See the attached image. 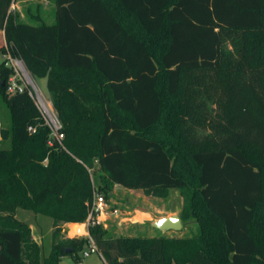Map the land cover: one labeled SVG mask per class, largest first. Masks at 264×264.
<instances>
[{
	"label": "trees",
	"instance_id": "16d2710c",
	"mask_svg": "<svg viewBox=\"0 0 264 264\" xmlns=\"http://www.w3.org/2000/svg\"><path fill=\"white\" fill-rule=\"evenodd\" d=\"M11 2L0 0V57L46 78L63 138L27 90L4 93L13 71L0 60V264L80 261L87 239L61 240L62 224L84 222L93 190L107 200L113 185L178 190L197 232L90 225L101 264H264V0H54L51 25L18 21ZM17 209L52 219L46 256Z\"/></svg>",
	"mask_w": 264,
	"mask_h": 264
},
{
	"label": "rangeland",
	"instance_id": "374dc122",
	"mask_svg": "<svg viewBox=\"0 0 264 264\" xmlns=\"http://www.w3.org/2000/svg\"><path fill=\"white\" fill-rule=\"evenodd\" d=\"M47 3H51L52 0H45V4H41L38 0H21L18 3V7L13 10V13L18 20V16L22 13L23 15L28 16L30 23H40L38 17L43 13L45 15V21L49 24L51 10ZM47 6V7H46ZM54 6V5H53ZM46 7V8H43ZM37 17V18H36ZM54 17V14H53ZM3 43V38L0 34V44ZM8 59V55H2L0 60ZM26 70V68H25ZM28 76L30 74L26 70ZM31 83L28 82L26 77L24 81L34 93V86L37 88L38 94L46 100L50 105L53 112L58 118L56 110L52 106L51 97L49 92L46 89V79L32 77ZM6 95L7 92H4ZM33 100V98H32ZM34 102V100H33ZM35 103V102H34ZM36 105V104H35ZM44 119V118H43ZM59 119V118H58ZM45 121V120H44ZM11 115L9 108L4 100L3 92L0 91V149H6L10 146L11 143ZM51 135V133H50ZM96 176V174H95ZM97 183V182H96ZM110 195L108 196V203L111 211L116 210V216L109 213L107 220L105 221V226L113 234H127V235H160L163 234L166 237L170 238H188L193 236L197 232V224L194 221H188L182 223V228L178 231L173 230H161L156 227V223L164 217L171 215H179L181 209V197L178 190L170 189L167 196L159 198L145 195L141 190H131L124 188L119 185H113L109 188ZM19 210L18 218L28 220L34 224L32 217L36 215L38 217L37 221L43 230H41L42 242L39 245L41 256L47 255V251L51 248L52 245V219L48 216L42 214H35L30 210L17 209ZM24 211V212H21ZM26 211V212H25ZM22 213V214H21ZM104 226V225H103ZM64 230L61 231L60 239L65 240L69 238L66 233V228L62 224ZM52 228L51 235L48 234V230ZM83 227L78 228L76 236L71 238L83 237ZM102 258L97 253H92L89 256L82 257L80 261H75L69 255H66L61 264H101Z\"/></svg>",
	"mask_w": 264,
	"mask_h": 264
},
{
	"label": "built area",
	"instance_id": "2783aa9c",
	"mask_svg": "<svg viewBox=\"0 0 264 264\" xmlns=\"http://www.w3.org/2000/svg\"><path fill=\"white\" fill-rule=\"evenodd\" d=\"M20 1L21 0H12L10 4V11L13 12V10L18 7V3ZM4 55H8V59L4 60V64L8 67H11L13 71V73L8 77L6 82L7 93L12 95L16 92H23L24 90H27L28 94L31 96V98H33L40 114L44 118L45 124L49 127L51 138L60 141L63 138V133H61V123L57 118L56 114L51 109L50 105L46 102V100L43 99L37 93L36 87H33L34 93H32L31 89L24 81V78L26 77V70L24 64L21 60L12 57L9 53H6ZM29 130L34 131L31 127L29 128ZM51 141L52 140H50L49 142L51 143ZM109 213L116 216L117 211H111L109 203L105 199V197L96 189H94L92 193L91 202L89 203L88 216L84 221L87 226V229L90 225H105V221L107 220ZM83 237H85L87 241L85 247L80 252L81 258L89 256L92 253H97L102 258L90 234L87 232V234Z\"/></svg>",
	"mask_w": 264,
	"mask_h": 264
},
{
	"label": "crops",
	"instance_id": "0c3cea01",
	"mask_svg": "<svg viewBox=\"0 0 264 264\" xmlns=\"http://www.w3.org/2000/svg\"><path fill=\"white\" fill-rule=\"evenodd\" d=\"M38 2L39 3H41V4H45V0H38ZM48 5L47 6H49V8H50V10H51V14H50V16H49V18H50V21H51V23L49 24L48 22H46V24H48V25H51V24H53L54 22H55V4H54V0H52V5H51V3H47ZM54 5V6H53ZM46 6V7H47ZM46 7H43V8H46ZM53 14H54V17H53ZM37 18V17H36ZM18 21H20V22H24V23H28V24H33V25H37V24H39V23H30L29 22V19H28V16H26V15H23L22 13L18 16ZM38 21H45V15L42 13L41 14V16H39L38 17ZM45 23V22H44ZM0 34H1V32H0ZM2 35V34H1ZM46 79V78H45ZM19 212V210H16V213H15V216H16V218L18 219V220H20V221H23V222H26L28 225H29V227H30V229H31V234H32V238L36 241V243H38V244H40L41 242H42V234H40L41 233V230H43L42 229V227L40 226V224H39V222L37 221V219H38V217H36V215L35 216H33L32 217V220H33V222H34V224H32L31 222H29L28 220H25V219H20V218H18L19 216H18V214H20V213H18ZM21 212H24V211H21ZM26 212V211H25ZM18 213V214H17ZM22 214V213H21ZM168 217V216H167ZM72 224H78V225H76L75 226V229H78V228H82L83 227V230H82V234H83V236L84 235H86L87 234V232H88V229H87V226H86V224H85V222H82V223H72V222H68V223H64V228H66V233H67V236L69 237V238H71V237H74V236H76L77 235V233H71V231H72V227H71V225ZM104 227H106L105 225H104ZM51 230H52V228H50L49 230H48V234L50 233V235H51ZM62 230H64L63 229V227H62V229H61V231ZM49 251H50V248L48 249V251H47V254L49 253ZM46 256V255H45ZM66 256V255H65ZM65 256H63L62 257V259L65 257ZM62 259H61V261H60V264H61V262H62ZM102 260V259H101Z\"/></svg>",
	"mask_w": 264,
	"mask_h": 264
},
{
	"label": "water",
	"instance_id": "95a60500",
	"mask_svg": "<svg viewBox=\"0 0 264 264\" xmlns=\"http://www.w3.org/2000/svg\"><path fill=\"white\" fill-rule=\"evenodd\" d=\"M156 227L161 229V230H173V231H178L182 228V223L177 215H171L168 217H164L161 220H159L156 223ZM66 252H69V249L66 250Z\"/></svg>",
	"mask_w": 264,
	"mask_h": 264
},
{
	"label": "bare ground",
	"instance_id": "6f19581e",
	"mask_svg": "<svg viewBox=\"0 0 264 264\" xmlns=\"http://www.w3.org/2000/svg\"><path fill=\"white\" fill-rule=\"evenodd\" d=\"M25 75H26V79L28 80V82H30L31 83V78H30V76H28V74L25 72ZM37 89V88H36ZM38 93V92H37Z\"/></svg>",
	"mask_w": 264,
	"mask_h": 264
}]
</instances>
